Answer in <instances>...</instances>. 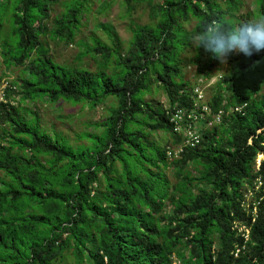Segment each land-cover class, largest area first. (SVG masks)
I'll list each match as a JSON object with an SVG mask.
<instances>
[{
    "label": "trees",
    "instance_id": "16d2710c",
    "mask_svg": "<svg viewBox=\"0 0 264 264\" xmlns=\"http://www.w3.org/2000/svg\"><path fill=\"white\" fill-rule=\"evenodd\" d=\"M86 2L54 15L60 0H0V81L19 70L0 104V264H264V50L227 58L209 103L228 113L196 147L167 153L181 140L167 110L189 107L220 66L191 38L253 21L238 15L242 1L125 0L126 17L146 4L151 22L130 24L126 50L112 31L111 45L80 40L78 62L97 71L52 56V44L76 41ZM153 87L166 105L147 98ZM110 98L107 118L87 121L74 143L33 105L94 110Z\"/></svg>",
    "mask_w": 264,
    "mask_h": 264
},
{
    "label": "rangeland",
    "instance_id": "374dc122",
    "mask_svg": "<svg viewBox=\"0 0 264 264\" xmlns=\"http://www.w3.org/2000/svg\"><path fill=\"white\" fill-rule=\"evenodd\" d=\"M257 6L253 9L252 19L253 21H264V16L262 15L263 0H257ZM80 0H60V4H55L52 6V11L54 15L63 14L68 6V9L79 4ZM126 5L125 0H87L83 15L84 17L80 19L81 21V31L76 37V41L72 44L65 43H54L52 44V56L55 61L60 64L65 65H75L77 64L80 67H85L92 71H97V63L90 57L85 58L81 62H78L77 55L81 51L79 41L83 40L84 42L92 45V38L99 39L102 43L107 45L112 44V39L107 34V31L114 32L115 36L119 39L122 49L126 50L130 46L132 41V34L129 30L130 24H148L151 22L149 15V8L146 4H140L136 6L133 14L129 17H126ZM195 21L192 24H188V27H193ZM228 67V60L222 63L220 61V66L215 69L213 76L209 81L202 82L200 85L204 88L207 99H211L213 95V87L218 80L226 72ZM223 71V72H220ZM2 70L0 71V74ZM19 74V70L15 69L13 73L8 75V79H2L0 84L2 86H8L9 80H13L16 75ZM6 78V77H5ZM185 79L191 81L192 85H196L198 80L195 77L194 68L188 67L185 69ZM226 95L228 92H224ZM263 90L260 93L262 95ZM230 95V93H229ZM148 99L159 102L160 104H165L167 102L166 96L162 91H158L156 87H153V91L150 95L147 96ZM20 97L17 96L16 100L19 101ZM17 101V102H18ZM115 100L110 98L107 102L94 110H91L89 107H83L82 105H72L68 102H60L57 105L38 103L33 104L38 111L40 117H42L44 123L49 125L55 123L56 127L61 130H65V134L70 136L73 139L76 132H81L84 130V125L87 121L89 122H99L104 120L109 115L112 108L115 107ZM156 139L160 140L162 143L167 141L166 135L163 132H160L155 136ZM263 157L258 158V164L260 163Z\"/></svg>",
    "mask_w": 264,
    "mask_h": 264
},
{
    "label": "built area",
    "instance_id": "2783aa9c",
    "mask_svg": "<svg viewBox=\"0 0 264 264\" xmlns=\"http://www.w3.org/2000/svg\"><path fill=\"white\" fill-rule=\"evenodd\" d=\"M222 76H220L221 78ZM7 86L0 85V104L5 101V89ZM191 100L189 107H180L167 110V117L173 131L181 135L178 144L168 148V156L170 158H179L186 146L196 147L201 143L202 130L205 127H212L222 122L224 116L228 113L224 108L214 112L209 99L206 97L204 88L201 85L194 86L191 92ZM248 103L234 106L231 112H243ZM1 113V106H0ZM257 187H264V178H259ZM249 199L252 195L248 193Z\"/></svg>",
    "mask_w": 264,
    "mask_h": 264
},
{
    "label": "clouds",
    "instance_id": "9594fccd",
    "mask_svg": "<svg viewBox=\"0 0 264 264\" xmlns=\"http://www.w3.org/2000/svg\"><path fill=\"white\" fill-rule=\"evenodd\" d=\"M191 42L222 63L232 54L251 56L264 50V21L217 22L195 34Z\"/></svg>",
    "mask_w": 264,
    "mask_h": 264
},
{
    "label": "crops",
    "instance_id": "0c3cea01",
    "mask_svg": "<svg viewBox=\"0 0 264 264\" xmlns=\"http://www.w3.org/2000/svg\"><path fill=\"white\" fill-rule=\"evenodd\" d=\"M242 4L240 6L239 9V13L238 15L244 14V15H251L253 14V9L255 8V6H257L258 1L257 0H241ZM222 7L224 9H227V5L225 3H222ZM252 18V15H251ZM223 72V71H220Z\"/></svg>",
    "mask_w": 264,
    "mask_h": 264
},
{
    "label": "bare ground",
    "instance_id": "6f19581e",
    "mask_svg": "<svg viewBox=\"0 0 264 264\" xmlns=\"http://www.w3.org/2000/svg\"><path fill=\"white\" fill-rule=\"evenodd\" d=\"M219 77H220V76H219ZM236 106H238V105H236ZM232 107H234V106H232ZM232 107H231V108H232ZM231 108H230V109H231ZM244 110H245V109H244ZM244 110H243V111H244Z\"/></svg>",
    "mask_w": 264,
    "mask_h": 264
}]
</instances>
